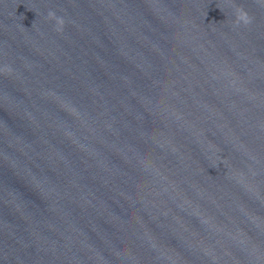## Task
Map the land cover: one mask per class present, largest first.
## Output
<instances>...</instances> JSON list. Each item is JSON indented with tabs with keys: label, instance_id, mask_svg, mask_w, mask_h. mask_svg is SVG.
<instances>
[{
	"label": "water",
	"instance_id": "95a60500",
	"mask_svg": "<svg viewBox=\"0 0 264 264\" xmlns=\"http://www.w3.org/2000/svg\"><path fill=\"white\" fill-rule=\"evenodd\" d=\"M4 67L0 264H264V0H0Z\"/></svg>",
	"mask_w": 264,
	"mask_h": 264
},
{
	"label": "clouds",
	"instance_id": "9594fccd",
	"mask_svg": "<svg viewBox=\"0 0 264 264\" xmlns=\"http://www.w3.org/2000/svg\"><path fill=\"white\" fill-rule=\"evenodd\" d=\"M48 18L50 20H54L56 23V31H62L65 21L63 18L57 17L56 14L52 11L48 12ZM252 21V17L248 14V12L243 8V7H237L236 8V12H235V20H234V24L235 25H248L250 24ZM0 72H3L5 74H10L11 73V68L9 67H4L3 69H0Z\"/></svg>",
	"mask_w": 264,
	"mask_h": 264
}]
</instances>
